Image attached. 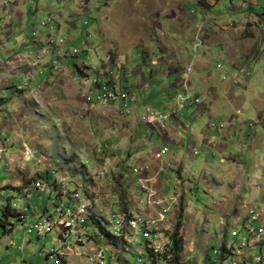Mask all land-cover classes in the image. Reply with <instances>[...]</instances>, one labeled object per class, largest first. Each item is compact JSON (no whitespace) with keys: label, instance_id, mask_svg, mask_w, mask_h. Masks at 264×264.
I'll return each mask as SVG.
<instances>
[{"label":"rangeland","instance_id":"1","mask_svg":"<svg viewBox=\"0 0 264 264\" xmlns=\"http://www.w3.org/2000/svg\"><path fill=\"white\" fill-rule=\"evenodd\" d=\"M217 2L211 12H205L209 19L204 26L200 25L201 17L195 21L201 20L197 24L207 32L205 40L213 33L222 35L231 48L227 50L205 43L196 53L194 28H185L179 18L187 20L192 15L201 16L203 11L198 0H0V96H3L0 97V150L3 151L0 156V264H56L57 255L50 257L47 254L62 245L57 230L45 238H39L35 232L29 234V229L38 221L36 216L40 207L48 208L50 202L56 199V179L58 190L62 186L69 191L78 190L80 199L90 205L94 203L96 214L103 218L102 224L88 222V232L97 245L91 240L81 246L69 239L76 255H67L61 264H95L87 256L98 245L105 246L106 252L111 249L119 264H155L147 256L146 239L136 228L127 227L126 232L132 235L128 243L126 234L113 236L115 231L106 226V223L114 226L116 219L113 215H121L124 210L129 211L132 216L129 219L136 220L138 226L142 219L156 215L155 211L140 213L146 210L147 199L134 173L140 164L135 157L138 155L141 159L146 150L158 149L165 140L143 123L146 107L155 110L158 117L178 111L176 116L163 122L168 135L179 121L178 117H182L184 126L192 130L179 129L187 145L183 150L186 159L183 165L186 169L185 187L176 189V174L173 172L172 180L161 183L165 198L178 195V207L167 215L166 220L157 222L169 244L158 256L152 249L148 250L156 257V264H234L233 256L222 261L220 248L229 238L230 244H226V249L238 250V241L233 235L235 232L239 244H245V248L241 249L242 259L249 257L245 263L242 260V264H264V186L260 193L261 203L252 207L257 211L249 212L248 226L240 221L234 222L229 229L230 223H227L221 232L218 220L207 221L215 200L207 196L203 183L205 175L208 179L216 175L215 167L220 157L212 156L213 152L207 154L201 147L194 152L189 144L195 138L197 129L217 134L221 127H225L223 121L220 123L218 119L213 121L208 117V109L239 107L230 105L226 98L227 87L234 88L239 96L248 99L242 105V111H253L251 119L247 120L251 126L255 125L253 122L258 111H254L255 105L250 101L256 99L264 105V52L256 61L253 51L258 40L261 42L260 49L264 50V25L260 24V19L264 18V0ZM36 7H39L38 14H34ZM181 9L187 14L181 15ZM12 11L13 20L17 22H21L18 16L28 13V18L21 22L27 27L24 30L28 33L25 34V43L17 34L20 24L7 26ZM249 21L256 26L252 28L253 36L247 39L244 31L245 23ZM212 29L216 31L211 32ZM180 48L184 59L180 66L186 64L187 67L194 60L195 73L197 71L206 77L209 85L215 88L216 95L213 97L200 95L202 103L197 108L208 106V109L190 111V106L196 105L188 104L178 110L177 98L185 94L181 85L183 70L172 83L173 88L164 81L162 85L151 84L143 90L145 96L139 102L138 92L142 90L139 89L142 86L140 72L146 74L149 80L152 61H157L160 66L164 60L161 72L165 63L172 61L179 66L181 60L175 63L171 58L177 54L175 49ZM41 51L46 55H42ZM38 56L44 62L40 71H45L39 86L31 83L34 74L17 76L11 74L14 69H8L22 62L30 63L33 57ZM160 69H155L158 76ZM110 72L113 73L112 78L118 79L122 89L135 95L137 102L129 103L135 121L126 120L120 112L113 113L112 108L95 106L88 101L85 81L89 80V85L94 80L105 84L108 80L104 76H109ZM53 77L55 79L49 81ZM197 79V74H193L192 82ZM12 80L16 82L14 87H11ZM192 94L198 93L193 89ZM112 107L120 109V106ZM186 114L189 115L184 117ZM260 137L262 144L250 154L255 160L264 157L263 135L260 134ZM25 145L44 162L49 159L52 168L57 170L50 176L43 174L46 183H43L45 189L42 191L32 189L31 183L40 179L37 172L39 165L36 159L28 160L24 156ZM168 162L164 160L167 170L171 171L172 164ZM11 183L21 185L18 190L24 188L30 193L27 195L24 189L22 192L13 189L9 186ZM188 184L192 191L184 196ZM260 185L264 184L260 182ZM12 204L21 207V211H17L21 216L15 211L5 216L7 207ZM254 217L260 218L253 222ZM1 222L6 223V235ZM178 225L181 229L184 227V236H181L180 229L178 241L181 245L175 256L170 246ZM144 227L145 224H142ZM259 230L262 231L260 235L257 234ZM189 236L191 239L184 240ZM247 251H254L253 257L248 256ZM79 254L82 256L79 257ZM258 258L263 261L257 263ZM110 259L109 253L107 264H111Z\"/></svg>","mask_w":264,"mask_h":264},{"label":"crops","instance_id":"2","mask_svg":"<svg viewBox=\"0 0 264 264\" xmlns=\"http://www.w3.org/2000/svg\"><path fill=\"white\" fill-rule=\"evenodd\" d=\"M198 2H199V5L201 6L202 11L204 12V13L203 12L201 13V16L192 15L187 20H185L184 18L183 19L179 18L181 24L185 25V28H191V30L194 28L193 30L194 35H195L197 28L200 25L204 26V22L209 19L208 15H205V12H211L214 8L213 5L218 4L217 0H198ZM38 11H39V7H36L34 14H38ZM13 14H14L13 11H12V14L9 13V18H8L9 22L7 26L12 27L13 23H16L17 25L20 24L18 25V28H17V34L22 37L23 39L22 42L25 43L24 41L26 40L25 34H28V33L24 32V30L27 29V27L24 25L25 23H21V22L25 21L28 18V13L24 14L23 16L21 15L18 16L17 19H20L21 22L14 21ZM180 14L181 15L187 14V12L181 9ZM192 14H196V13L192 12ZM197 17H201L202 19V21L200 20L201 22L199 21L200 25L197 24L199 22L195 21ZM260 24L264 25V18L260 19ZM232 25L234 26V24H230L231 27H233ZM255 26H256V23H252L250 21L245 23L246 29L244 33L246 34L247 39H250V37L253 36L252 28H254ZM213 30L214 29H212L211 32ZM32 31H34V29H32ZM206 33L207 32L204 30V37H206L205 36ZM30 37L32 38V35H30ZM239 37H242V36L239 35ZM263 42H264V33H263ZM205 43L209 44L210 46H213V45L222 46L224 47V49H227V50L231 48L227 40L224 37H222V35L219 36L214 33L212 35L210 34L207 36ZM260 47H261V42L260 40H258L256 43V46L253 49V51L256 53V55L254 56V59L256 61L261 59L262 56L260 55L261 53L264 52V50L262 48L260 49ZM42 51H41V54L46 55V54H43ZM175 51L177 52V54H173L174 57H172L171 59L175 60L174 61L175 63H177V60H181L178 62L179 66H175L173 63H171L172 62L171 61V62L165 63V67L163 68V71L161 72L160 66L164 60L161 61L160 66L159 64L154 66L151 62V66L153 69L150 70L149 80H147L146 74H143L142 71L140 72L139 79L141 80L142 86L139 87V89H142V90L138 92L140 93L139 102H141V100H143L142 99L143 96H145V93L143 92V90L151 84L152 85L153 84L162 85L164 81L166 85L172 86L173 88L172 83L173 82L175 83V80L177 79V77L181 75L182 73L181 71L182 70L184 71L186 67V64H184L183 66H180V63L181 65L184 63L182 48L175 49ZM168 56H169V53H168ZM162 59H166V57H163ZM192 62L194 63V60H192L189 64H191ZM42 63H44L43 60L41 59V57L38 56V57H33L30 63L22 62L20 64H15L8 69H11V68L14 69L11 74L17 75V76H20L22 74H24L25 76L34 74L33 75L34 80L31 81V83H35L39 86L41 85L40 77L45 75V71H40V67L42 66ZM155 69L157 70L160 69L159 76L158 74L156 75L157 70ZM0 72H2V70ZM194 74H197L199 79H197V81L195 82H192V90L193 89L194 91L196 90L199 96L207 95L208 97H213L214 95H216L215 88L209 85V81L206 79V77L202 76L197 71ZM53 79H55V77L49 79V81H52ZM12 81L14 83H11V87H14L16 82L14 80ZM31 91L33 93L34 89L32 88ZM226 94H227L226 98L229 101L230 105L236 106V107L239 106L238 108L233 109L230 106V108H226V109L217 108L214 111L209 110L208 106H206V108L205 106L204 108H197V106L200 107L202 101L198 105L195 104L196 106H190V111L195 110V108L201 109V110L208 109V111L210 112L208 117H210V119H212L213 121L214 119H218L219 121H221L220 123H222L223 121L224 123L222 124H224L225 126L224 128L221 127V129L218 131L217 134H213L209 130L202 131L201 129H197L195 138L191 140L189 143L190 147L192 148L194 152L198 151V147H201L203 150H205L207 154H212L213 152L212 156L215 155V156L220 157V162L218 160V163L216 164L217 167H215L217 169L216 175L209 179H208V176L205 175L204 178L206 179L203 181V183L204 185H206V188H207L206 189L207 196L210 197L211 200H215V202L213 203V207H214L213 212L211 211L210 218L207 219V221L210 222V221L218 220L217 224L219 225L221 232H222L223 227H227L226 225L227 223H230L229 229L231 228L234 222L239 223L240 221L241 223L244 224L245 227L248 226L247 223L249 222V217H250L249 212L250 210H257L252 207H255L256 204L261 203L260 193L264 186V185H260V182L264 184L263 183L264 182V157H261L262 160L261 158L255 160L250 156V154L255 150V148L262 144V139H260L261 138L260 134L263 135L262 138L264 139V108H263L264 105H260L259 101L258 100L256 101V99L250 101V103H253L255 105V107H253L254 111H258L255 114V122H253L255 123V125L251 126L250 123L248 124L247 120L251 119L250 115H252L253 111H251V113L245 112V110L242 111V105L248 102V99L246 97L239 96L238 93H236L234 91V88L232 87L226 88ZM149 96H151V94L148 95L147 97ZM0 97H3V96H0ZM190 105H194V104H190ZM110 108H112L111 110L113 111V113L119 114V111L116 108H113V107H110ZM240 110H241V113L239 114L238 111ZM188 115L189 114H186L184 117ZM112 117L113 115H111V118ZM115 117H118V116H115ZM126 120L135 121V117L126 116ZM178 120L179 121L176 122V124L172 126V128L169 130V136L167 137V139L163 140L164 141L163 144H168L169 145L168 147L170 148L171 154L169 152L168 155L165 156V159L169 161L168 163L172 164L171 165L172 170L171 171L169 170L167 172L168 175L167 173L162 174L158 178L155 179L156 181L155 185L160 190H162L161 183L172 180L173 174H176V179L174 180L176 182V185H175L176 189L185 187L184 175L186 173V169L184 168L183 165L186 164L184 163L186 159H185V154L183 150L187 147V145L184 143V140L181 137L182 133L179 132V129L183 128L185 130H188L189 132H192V130L187 129L184 126L183 124L184 119L182 117L181 118L178 117ZM256 130H261L263 133L262 132L258 133V131ZM163 144L161 146H165ZM160 147L158 149L153 148V149L146 150L145 155L142 156L141 159H139L138 155L137 157H135L132 154L133 158L135 157L136 160L140 162V164L149 163L151 165L152 169L149 174V177H155L157 174L159 162H157L153 158V154L156 151H159L161 149ZM262 148H264V145H262ZM181 160L183 161V163H181ZM172 172L173 174L171 175ZM60 178H62L61 175H60ZM57 180L58 179H56V181ZM199 184L201 185L200 182ZM9 186L17 190L19 189V187H21V185H18L16 183L14 184L11 183ZM198 188H201V187L199 186ZM23 189L24 188H21L18 191L22 192ZM189 190L191 193L192 190L190 188V184L186 185V192L183 193L184 196ZM50 191L48 192V194L50 198H52ZM29 193L30 191L26 192L25 190V194L28 195ZM51 211H52V208L50 207L48 208L40 207L36 218H39L42 215H46ZM166 228L170 230V227L167 226ZM183 229L184 227H182V229L180 230L181 236H184ZM5 232H8V230H5ZM164 236L166 235L162 236V240L160 241V243L168 245L169 239ZM115 239H122V238H115ZM188 239H191V237L189 236V237L184 238V240H188ZM228 240L229 238H226L224 242L227 245L230 244ZM128 243H129V237H128ZM148 252L150 253L149 256L150 255L152 256L151 250ZM108 253L114 254L111 249H109ZM247 254L248 256L253 257L254 251L253 252L247 251ZM117 259L118 257L117 258L115 257V263L119 264L117 263L118 262Z\"/></svg>","mask_w":264,"mask_h":264},{"label":"built area","instance_id":"3","mask_svg":"<svg viewBox=\"0 0 264 264\" xmlns=\"http://www.w3.org/2000/svg\"><path fill=\"white\" fill-rule=\"evenodd\" d=\"M204 29L202 26H200L197 29V33L195 36V44H194V50L195 52L199 51L201 47L204 46ZM78 53V52H75ZM152 64L154 66L158 65L157 62L152 61ZM193 62L189 64L185 70L184 75L181 77V85L184 89L185 94L180 95V102L178 103V110L184 109L185 106H183V99H194L197 102L198 105V99H201L198 94H192V75L195 73V69L193 66ZM113 73L110 72L109 76H104L108 80L107 83L102 84L99 80H94L92 85H89V80L85 81L86 86L84 87L87 91V99L90 102V104H93L95 106L101 105L103 107H112V106H120V109L118 110L121 114H124L125 116H132V107L129 105V103H136V97L134 94H132L127 89H122L120 87V84L118 79L112 78ZM178 111L174 112L173 114H168L167 116H159L158 113L153 110L150 107L144 108V113L142 117V121L147 126H150L154 131H156L162 138L167 139L169 136L165 125H163V122H167L172 118L173 116H176ZM170 152L169 148L165 146L164 148H161L159 151L155 152L153 154V158L159 162L158 171L155 177H149V174L151 172V165L149 163H142L138 164V181L140 184H143V182H149V179H156L162 174H166L168 172L164 159L165 156ZM3 154V151L0 150V156ZM24 156L28 160L36 159L37 163L39 165L38 173L39 177L43 176V174H52L57 173V170L53 169L51 166L47 164H43L40 161V157L36 156L35 154L31 153V148L28 146H24ZM44 177V176H43ZM63 178V177H62ZM99 178V177H98ZM66 179H64L65 181ZM33 183H36L38 187H41V184L46 183L45 179L41 178L37 179ZM65 185L68 186L67 182L65 181ZM54 187L55 191H58L56 188V180L54 181ZM150 190L155 191V198L154 199H147V204L145 206L146 210L143 212L140 211V213H145V211H155L156 217H159L160 214L167 212V206L170 204V198H165L162 193L159 192V188L157 186H150ZM144 194V193H143ZM72 195L79 196L78 190H72ZM20 201V200H19ZM49 207L52 208V211L49 212L46 215H42L38 218V221L33 224V226L29 229V234L36 233L39 238L47 237V236H41V229H48V226H56L57 219L61 216H68V223H69V232L71 239L76 240L77 238H85V244L88 241L94 240L95 246L97 245L95 242V239L91 234L88 232V224L86 222L85 216L81 213V207H79V204L73 205H66L63 203V199L60 196V199H53ZM125 211V210H124ZM257 211V210H252ZM175 214V213H174ZM260 218V217H259ZM138 225V224H137ZM263 227V226H261ZM117 233L126 234L130 239L132 238V235L128 234L125 231V225H121V231H117ZM235 238L238 241V254H237V260L239 261V253L240 250L245 248V244L242 245L239 244V237L235 235ZM147 241V240H146ZM164 247V244H159L157 241H147V251L149 249H162ZM67 250V253L70 255L75 256V251L73 249H63ZM109 253L106 252L105 246L98 245L97 249H93V253L89 254L87 257L91 263L95 264H107V255ZM216 254V253H215ZM81 257L82 255L79 254ZM110 263H115V255L110 253ZM233 262V261H232Z\"/></svg>","mask_w":264,"mask_h":264},{"label":"bare ground","instance_id":"4","mask_svg":"<svg viewBox=\"0 0 264 264\" xmlns=\"http://www.w3.org/2000/svg\"><path fill=\"white\" fill-rule=\"evenodd\" d=\"M82 68H83V66H82ZM179 102H180V96L177 98V106H178ZM200 102H201V99H198V104ZM188 104H194V105L196 104L197 105V102L194 99H183V106H187ZM31 153L34 154L32 150H31ZM48 160H46V162H44L43 158L40 157V161L43 164H47V165L51 166V164L48 162ZM134 173H135V175H138V167H136L134 169ZM155 182H156L155 179H149V182H143V184H140L141 190L147 199H154L155 198V191L150 190V186H156ZM43 185L44 184H41V187H38L36 183H33V184L31 183L32 189L38 190V191L45 189ZM58 191H59V193H58ZM58 191H57V194L59 195V198H60V196L62 197L64 204H66V205H73V203H75V205L79 204V207H81V213L85 216L87 223L89 221H94L95 223L102 224L101 221L103 220V218L100 215L96 214L94 203H92L90 205L88 201L83 202L80 199V194H79V196L72 195V191L66 190L63 186ZM159 192L162 193L160 189H159ZM176 206L178 207V195H173V197L170 198V204L167 206V212L160 214L159 217H155L156 215L155 216L150 215V216H148V218L142 219L141 224L138 226L137 225L138 222L136 220H130L129 219L130 217H132L129 214V211H123L124 213L121 215H113V218L116 219L114 226H111L109 223H106V226L113 229L115 231V234L113 236H116V235L122 234V233H117V231H121V225L124 224L125 225V231H126L127 227L136 228L138 230L137 232L142 233L144 238L147 241H157L158 240V243L161 244L160 241L162 240L163 233L161 232L160 227L157 225V222H162V221L166 220L167 215H169L170 212L173 209H175ZM13 207L15 208L16 211H21V209H20L21 207L18 204H14ZM147 214H150V211H147ZM258 220H259L258 217H254L253 222L258 221ZM127 221H129V222H127ZM126 223H128L129 225L127 226ZM142 224H145L144 228H142ZM55 230H57L58 236L62 240V245L58 250L53 249L51 251V253H49L47 255H49L51 257L52 254L54 256L56 254L57 255L56 264H61L62 262H64L63 259L66 258L67 255H70L69 253H67V250H63V249H73L72 248L73 246L70 245V242H69V239H71V236H70V232H69L68 216H61L60 218H58L56 226H48V229H41V236H47L48 234L53 233ZM252 233H253V231H252ZM261 233H262V231L259 230V232L257 234L260 235ZM233 235L235 237L236 232ZM75 242L77 245L84 246L85 245V238H77L75 240ZM166 246H167V244H164V247L160 250L152 249V252L157 256L161 255L163 253L164 249L166 248ZM242 253H243V251L240 250L239 261H234V260H237L238 250L235 249L233 251L234 264H242V260H244V263H245V260L247 261V259L249 257L246 258L247 257L246 256L245 257L246 259H242L243 258ZM257 261L256 262L259 263L261 261V258H258Z\"/></svg>","mask_w":264,"mask_h":264},{"label":"trees","instance_id":"5","mask_svg":"<svg viewBox=\"0 0 264 264\" xmlns=\"http://www.w3.org/2000/svg\"><path fill=\"white\" fill-rule=\"evenodd\" d=\"M40 177L44 179L43 176H40ZM56 184H57V181H56ZM50 187L52 188V185L51 184H50ZM40 191H42V190H40ZM56 199H60L58 194H56ZM13 211H15L16 212V215H18V216H21L22 215L21 213L17 212L14 209L13 204H12V205H9V207H7V209L5 211V216L12 215L13 214ZM1 225L4 227L5 230H7L6 223L1 222ZM176 229H177V231L175 232V234H173V238L171 237L172 244L170 246V251L172 253H174L175 256L177 255L176 252L180 249V245H181V243L178 241L179 240L178 239V236H179L178 233H179V230L181 229V226L178 225ZM10 231H13V229L10 230ZM4 233H5V235L7 234V232H5V231H4ZM220 251H221L220 258L222 259L223 262H225L230 256H233V252L226 249V243H223L221 245ZM149 254L150 253L147 251V256L150 257V260L152 259L155 262V264H156L157 262L154 259L156 257L153 254H152V256L151 255L149 256Z\"/></svg>","mask_w":264,"mask_h":264},{"label":"clouds","instance_id":"6","mask_svg":"<svg viewBox=\"0 0 264 264\" xmlns=\"http://www.w3.org/2000/svg\"><path fill=\"white\" fill-rule=\"evenodd\" d=\"M203 27V26H202ZM199 28V27H198ZM197 28V29H198ZM204 29V28H203ZM205 30V29H204ZM197 33V32H196ZM195 36H196V34H195ZM195 36H194V39H195ZM203 38H205L204 36H203ZM195 41V40H194ZM204 45H205V39H204ZM199 51H197L196 53H198ZM155 62H157V61H155ZM237 82H235V84H236Z\"/></svg>","mask_w":264,"mask_h":264}]
</instances>
